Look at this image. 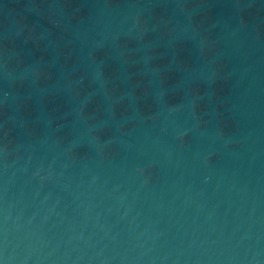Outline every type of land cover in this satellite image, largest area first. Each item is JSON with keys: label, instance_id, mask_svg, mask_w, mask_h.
<instances>
[{"label": "water", "instance_id": "water-1", "mask_svg": "<svg viewBox=\"0 0 264 264\" xmlns=\"http://www.w3.org/2000/svg\"><path fill=\"white\" fill-rule=\"evenodd\" d=\"M0 264H264V0H0Z\"/></svg>", "mask_w": 264, "mask_h": 264}]
</instances>
